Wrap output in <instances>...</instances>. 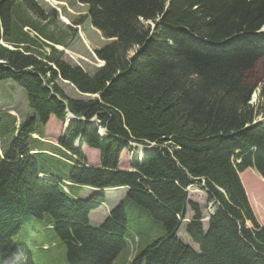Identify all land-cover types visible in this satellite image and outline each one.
Returning <instances> with one entry per match:
<instances>
[{
    "label": "trees",
    "instance_id": "16d2710c",
    "mask_svg": "<svg viewBox=\"0 0 264 264\" xmlns=\"http://www.w3.org/2000/svg\"><path fill=\"white\" fill-rule=\"evenodd\" d=\"M77 1L110 39L95 50L104 64L93 74L47 45L66 47L31 19L42 14L34 0H0V82L20 86L32 112L18 124L12 116L16 132L0 149V264H34L26 245L12 238L28 215L47 216L66 245L67 264H113L127 245V201L161 222L164 234L120 264H264V225L239 176L251 168L264 179V107L250 103L255 86L248 77L264 58V0ZM59 76L90 96L67 95ZM67 112L74 119L64 132ZM5 114L0 106V134L11 118ZM53 117L63 127L58 146L40 140L31 148V134ZM80 135L81 146L99 151L98 166L84 164L75 145ZM134 142L151 150L131 158ZM43 149L73 154V162ZM123 152L129 170L119 167ZM194 184L215 206L206 230L199 204L188 200ZM85 186L98 191L79 197ZM119 187H128L122 200L91 226L89 213L106 200L103 190ZM250 194L261 214L254 189ZM187 207L185 232L198 249L177 236Z\"/></svg>",
    "mask_w": 264,
    "mask_h": 264
},
{
    "label": "rangeland",
    "instance_id": "374dc122",
    "mask_svg": "<svg viewBox=\"0 0 264 264\" xmlns=\"http://www.w3.org/2000/svg\"><path fill=\"white\" fill-rule=\"evenodd\" d=\"M37 6L41 9L42 14L38 12L37 16L31 18L35 24L46 34L56 37L62 41L66 47L55 45L53 42L47 41V45L56 46V48L62 52V59L70 64H78L80 67L93 74L95 69L99 67L101 61L96 58L95 50L101 46L108 44L110 39L104 38L102 34L97 31L91 25L90 18L88 17V6L79 3L77 0H34ZM21 8V7H20ZM23 9H18V11ZM28 17V16H27ZM23 31L29 32L32 36H35V32L30 30L29 27H25ZM46 54L51 52V49L47 47L45 49ZM44 54V52H41ZM0 63L3 61L0 60ZM249 80L251 86H255V90L251 95L250 103L257 105L258 107H264V58H261L254 68L249 73ZM59 86L69 96L85 98L87 95H81L78 90L69 82H64L58 79ZM3 94L5 95L3 97ZM94 96V95H92ZM96 96V95H95ZM88 97V96H87ZM11 103V104H9ZM0 106L5 114V121L8 127L1 130L0 134V149L6 147L14 136L16 129H12V116H15L17 122H23L27 120L32 112L28 108L26 103V94L24 90L14 83L10 79H6L0 82ZM68 116H66L67 118ZM65 118V120H66ZM259 120H263L259 118ZM16 122V123H17ZM62 122L56 118H50L46 124L41 126L38 131L31 134L33 141H30V147L37 149L38 141H47L49 144L58 146V138L62 133ZM134 151L140 152V145H132ZM33 149V150H34ZM85 150L82 151L84 155L83 162L86 166H98L96 149L89 148L85 145ZM30 152H36V150ZM50 150L55 151L52 147ZM42 153H48L49 155L57 156L62 159L64 163L72 164L74 156L73 154H62L58 156L50 151L40 150ZM57 151V150H56ZM145 152H149L146 150ZM124 152L121 155L122 166L127 165L130 167V161L123 157ZM70 157V158H65ZM40 156V161H43ZM100 160V155H99ZM61 160H47L46 164L49 166H58L62 168L65 165ZM244 173V174H243ZM240 179L243 176V180L251 183V188L254 189L257 201L261 204V209H264V181L262 178L251 168L246 169L240 173ZM241 183L244 187L249 204L253 211L256 221L260 225H264V212L261 214L256 210V203L254 197L247 194L246 188L241 179ZM202 186V184H200ZM89 189L88 187H84ZM97 189L90 190L97 192ZM106 193L105 203L101 204L98 209H94L90 212L89 218L93 226H98L104 220L109 212V208H113L124 197V189H108ZM205 191L202 190L199 185L194 184L188 188V198L191 201H196L200 204L202 213L204 215L203 223L206 224L207 217L210 214L209 206L205 201ZM86 195L89 194L85 193ZM127 216V245L121 251L119 256L115 259L113 264H120L121 261L131 259L135 253L139 250V247L149 243L152 239L164 234V229L159 221L154 220L148 211L138 204L127 201L126 205ZM215 208V206H214ZM189 210V209H188ZM187 210L185 219L181 228L177 232V236L183 241H187L193 248L197 249V245L191 242L188 234L184 230L186 220L191 218V212ZM104 215V216H103ZM93 216H97L98 220L95 221ZM47 216L43 218H36L32 215L25 216L21 219L18 230L13 234L12 238L22 244H25L29 252L31 253L34 264H67L66 258V245L59 240L54 231L46 225ZM249 226L250 224L247 223ZM24 257V255H23Z\"/></svg>",
    "mask_w": 264,
    "mask_h": 264
},
{
    "label": "bare ground",
    "instance_id": "6f19581e",
    "mask_svg": "<svg viewBox=\"0 0 264 264\" xmlns=\"http://www.w3.org/2000/svg\"><path fill=\"white\" fill-rule=\"evenodd\" d=\"M38 36V35H37ZM42 40H44L43 38H41ZM2 41V40H1ZM3 42V41H2ZM58 79H60V80H62V81H64V82H68L67 80H63L60 76L58 77ZM67 114L69 115V116H71V117H73V119H74V115L72 114V113H70V112H67ZM71 114V115H70ZM11 116H13V115H11ZM68 116V117H69ZM15 117V116H14ZM68 117H67V119H68ZM72 120V119H71ZM94 127L96 128V127H98V133L100 134V135H102L103 134V130L102 129H100L99 128V126H97V125H94ZM78 140V139H77ZM45 142H47V141H45ZM132 143V142H131ZM134 144H136V142H134ZM75 145H76V143H75ZM141 145H143V144H140V146ZM152 145V144H151ZM130 147H131V158H139V153L140 152H142V154H143V157L148 153V152H145L146 150H151V149H149V147H147L146 145H143V146H141V147H139V148H141V150H140V152H137L136 150L134 151V147H132L131 145H130ZM140 160H142V159H140ZM128 188V187H127ZM126 188V189H127ZM98 209V208H97ZM104 216V215H103ZM94 217V216H93Z\"/></svg>",
    "mask_w": 264,
    "mask_h": 264
},
{
    "label": "crops",
    "instance_id": "0c3cea01",
    "mask_svg": "<svg viewBox=\"0 0 264 264\" xmlns=\"http://www.w3.org/2000/svg\"><path fill=\"white\" fill-rule=\"evenodd\" d=\"M10 104H11V103H10ZM18 123H20V122L18 121L17 124H18ZM82 150H85L86 152H88L87 149H85V145L82 146ZM96 152H97V163H96V165H98L99 162H100V161H99V152H98V150H96ZM119 167L122 168V169H129V167H128L127 165L122 166L121 160H119ZM243 174H244V173H243ZM241 179H242V181H243V184L245 183L244 186H245L246 191H247V194H248V196H249V191H250L251 187L249 186V184H248L247 181L243 180V177H241ZM119 189H121V188H119ZM84 190H86V189H84ZM105 191L107 192V190H105ZM124 191H125V188H124Z\"/></svg>",
    "mask_w": 264,
    "mask_h": 264
},
{
    "label": "water",
    "instance_id": "95a60500",
    "mask_svg": "<svg viewBox=\"0 0 264 264\" xmlns=\"http://www.w3.org/2000/svg\"><path fill=\"white\" fill-rule=\"evenodd\" d=\"M104 63L102 62L101 65H103ZM100 65V66H101ZM87 96H90V94H86ZM95 96V95H94ZM68 115V114H67ZM71 115V114H70ZM69 116V115H68ZM73 119V117L69 116L68 119L65 120V124H64V132L67 130L70 120ZM82 144V135H80V137L78 138L77 142H76V146L80 147Z\"/></svg>",
    "mask_w": 264,
    "mask_h": 264
}]
</instances>
